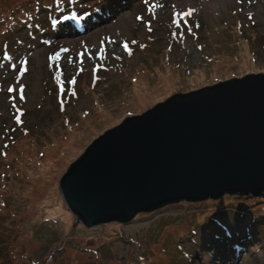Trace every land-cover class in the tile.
Listing matches in <instances>:
<instances>
[{"label":"rangeland","instance_id":"obj_1","mask_svg":"<svg viewBox=\"0 0 264 264\" xmlns=\"http://www.w3.org/2000/svg\"><path fill=\"white\" fill-rule=\"evenodd\" d=\"M73 1L53 31L67 0H0V264H264L262 197L179 202L88 228L59 190L127 117L264 74V0Z\"/></svg>","mask_w":264,"mask_h":264},{"label":"water","instance_id":"obj_2","mask_svg":"<svg viewBox=\"0 0 264 264\" xmlns=\"http://www.w3.org/2000/svg\"><path fill=\"white\" fill-rule=\"evenodd\" d=\"M59 190L88 228L179 202L264 198V74L174 94L127 117L70 165Z\"/></svg>","mask_w":264,"mask_h":264},{"label":"trees","instance_id":"obj_3","mask_svg":"<svg viewBox=\"0 0 264 264\" xmlns=\"http://www.w3.org/2000/svg\"><path fill=\"white\" fill-rule=\"evenodd\" d=\"M78 1H80V0H78ZM73 4H74L73 0H67V3L65 4L66 6L61 8L59 10V12L55 13V16L51 20V22L59 21L58 23H60V22H63V21H66V20L70 19L72 17V15H73V10L71 9V7H69V5H73ZM64 12H66L68 15H66V16L62 15V13H64ZM60 25L61 24H50V26L52 27L53 31H56V29H58V28L60 29ZM17 27L18 26H16V28ZM16 28H15V30H16ZM0 35H2V34H0Z\"/></svg>","mask_w":264,"mask_h":264},{"label":"bare ground","instance_id":"obj_4","mask_svg":"<svg viewBox=\"0 0 264 264\" xmlns=\"http://www.w3.org/2000/svg\"><path fill=\"white\" fill-rule=\"evenodd\" d=\"M49 168H50V166H49ZM37 173H40V174H47V171L45 170V169H41L39 172H37ZM228 227H229V229H230V231L232 232L231 234H233V236H235V232H234V225H232V224H228ZM221 242L220 243H222L223 245H228V243H227V241H224L223 242V240H220ZM237 242H239V241H237ZM221 244V245H222ZM224 246V247H225ZM217 247H219V250H221V247H220V245L219 246H217Z\"/></svg>","mask_w":264,"mask_h":264},{"label":"snow or ice","instance_id":"obj_5","mask_svg":"<svg viewBox=\"0 0 264 264\" xmlns=\"http://www.w3.org/2000/svg\"><path fill=\"white\" fill-rule=\"evenodd\" d=\"M190 14V13H189Z\"/></svg>","mask_w":264,"mask_h":264}]
</instances>
